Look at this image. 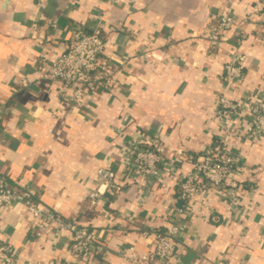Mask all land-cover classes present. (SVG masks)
I'll list each match as a JSON object with an SVG mask.
<instances>
[{
	"label": "crops",
	"instance_id": "0c3cea01",
	"mask_svg": "<svg viewBox=\"0 0 264 264\" xmlns=\"http://www.w3.org/2000/svg\"><path fill=\"white\" fill-rule=\"evenodd\" d=\"M258 2L0 0V176L31 185L45 206L88 227L97 237L92 264H128L124 248L147 253L153 232L167 230L176 218L188 228L177 254L162 264H264V137L235 143L245 166L239 211L212 189L180 217L176 180L143 190L126 186L97 206L89 202L98 170L115 169L129 141L159 134L168 150L182 151L183 177L222 134L215 119L221 92L243 100L264 92V31L258 15L246 19ZM222 12L246 20V38L233 47V37L211 54L205 34ZM72 28L101 30L116 81L82 110L61 101L59 82L16 83L39 79L40 53L64 50ZM233 52L244 57L239 88L222 78ZM33 235L15 212L0 219V244H11L20 264H83L72 255L68 234L55 244Z\"/></svg>",
	"mask_w": 264,
	"mask_h": 264
},
{
	"label": "built area",
	"instance_id": "2783aa9c",
	"mask_svg": "<svg viewBox=\"0 0 264 264\" xmlns=\"http://www.w3.org/2000/svg\"><path fill=\"white\" fill-rule=\"evenodd\" d=\"M34 1L42 4L45 0ZM257 15L259 27L264 31V0H259L246 19ZM243 22H239L231 12L218 14L205 34L209 41L208 52L215 53L222 43L233 37L236 40L233 47H240L246 38L241 29ZM70 34L68 44L61 52L50 54V50L44 48L40 53L37 59L39 79L20 78L16 83L27 88L37 80L59 82L61 101L82 110L96 96L111 90L116 81L111 63L104 57L107 39L101 30L86 32L72 28ZM243 59L233 52L230 60L224 63L222 78L235 88H239L244 77ZM2 108L4 103L0 102V128ZM215 119L221 136L183 177L178 175L183 161L182 151L168 150L159 134L129 141L115 169L98 170L96 187L89 193L91 206H97L107 193H118L126 186L143 190L149 189L151 184L166 187L170 180H176L183 206L179 211L180 217L184 208H189L199 196L212 189L219 190L230 208L241 210L243 187L240 176L245 172V166L233 149L240 138L259 142L264 137V92L256 90L247 94L244 100L243 96L236 98L221 92ZM7 212L21 215L37 241L55 244L58 238L68 234L75 259L83 264H92L97 237L88 227L80 224L77 217H65L45 206L31 185L21 186L0 176V219ZM181 219L176 218L165 231H154V240L147 253L140 254L130 246L122 250L121 256L128 264H162L173 258L188 228L187 220ZM0 263L20 264L19 255L11 244H0ZM56 264L72 263L58 261Z\"/></svg>",
	"mask_w": 264,
	"mask_h": 264
}]
</instances>
